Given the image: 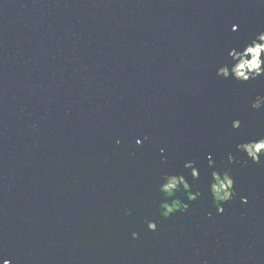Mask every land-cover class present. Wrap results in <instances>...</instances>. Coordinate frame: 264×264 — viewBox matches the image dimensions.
<instances>
[{
  "label": "water",
  "instance_id": "water-1",
  "mask_svg": "<svg viewBox=\"0 0 264 264\" xmlns=\"http://www.w3.org/2000/svg\"><path fill=\"white\" fill-rule=\"evenodd\" d=\"M260 31L264 0H0V261L264 264V157L236 150L264 136V76L216 75ZM163 172L203 193L168 218Z\"/></svg>",
  "mask_w": 264,
  "mask_h": 264
},
{
  "label": "clouds",
  "instance_id": "clouds-1",
  "mask_svg": "<svg viewBox=\"0 0 264 264\" xmlns=\"http://www.w3.org/2000/svg\"><path fill=\"white\" fill-rule=\"evenodd\" d=\"M233 32L238 30V25L233 24ZM228 56L231 57L230 63H224L218 66L216 69V75L223 77L224 79H233L240 83H247L250 80L257 79L264 76V31L258 32L253 39L247 42L241 49L232 48L228 52ZM251 109H260L264 107V95H256L252 100ZM241 121L239 119L232 121V128L239 129ZM136 144L140 145L143 141L139 138L136 139ZM120 141L117 140V144ZM236 150L246 155L247 159L253 163L259 164L261 158L264 157V136H260L257 139L248 140L236 144ZM161 154L164 153V149H160ZM227 162L229 164L235 163L236 158L229 153L227 156ZM208 167L214 169L208 181L207 189L210 192L212 203L216 207V211L219 214L224 212L222 203L228 202L232 199L235 193V181L228 171L216 170L215 161L212 159L211 154L208 155ZM185 169H190V175L193 179L200 178L199 168L194 166V161H187L184 164ZM183 191L187 195V201L192 202L198 199L203 193L199 190L193 192L191 185L187 178L183 174H171L169 172H163L160 176V182L158 184V192L163 194V198L160 201V215L164 218H168L172 214L178 211H187L189 203H185L181 198L176 197V193ZM241 202L247 203L246 197H241ZM147 229L149 231H156L157 224L155 221H147ZM132 238L138 239V233L132 232ZM0 264H11L8 259H3Z\"/></svg>",
  "mask_w": 264,
  "mask_h": 264
}]
</instances>
